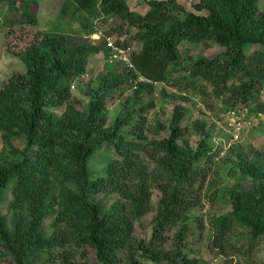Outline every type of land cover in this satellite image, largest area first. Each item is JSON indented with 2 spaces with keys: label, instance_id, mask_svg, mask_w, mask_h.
<instances>
[{
  "label": "trees",
  "instance_id": "16d2710c",
  "mask_svg": "<svg viewBox=\"0 0 264 264\" xmlns=\"http://www.w3.org/2000/svg\"><path fill=\"white\" fill-rule=\"evenodd\" d=\"M0 1L27 22L41 23L36 0ZM62 5L59 18L19 52L26 70L0 88V203L6 199L9 214L0 212V261L199 264L187 253L192 226L211 229L212 243L222 253L256 260L264 240V151H247L237 142L224 153L213 141L209 122L186 123L183 102L193 89L222 103L220 116L240 103L254 114L264 113V101L250 105L264 89L260 0H195L192 10L179 0H148L143 12L128 0H64ZM63 18L79 22L82 40L74 48L67 33L57 30ZM104 18L122 20L126 38L118 44H142L132 57L135 69L108 61L104 32L98 40L91 38ZM187 44L225 51L194 59ZM102 52L105 64L86 86L83 109L72 99V88L88 73L92 55ZM157 83L165 84L161 99L174 107L170 119L149 127L147 112L157 103L146 98ZM183 85V93L167 89ZM129 90L132 94L109 122L108 108ZM58 107H64L61 114ZM189 127L196 134L192 141ZM18 139L23 148L14 144ZM106 143L116 155L108 151V162L95 176L91 159ZM216 159L230 166L233 182L224 195L231 209L207 219L194 217L214 189L212 175L221 173ZM247 179L253 185L243 189ZM102 194L114 196L110 205L96 198ZM218 196L211 191L207 200L214 205ZM151 212V235L140 237L137 225Z\"/></svg>",
  "mask_w": 264,
  "mask_h": 264
},
{
  "label": "rangeland",
  "instance_id": "374dc122",
  "mask_svg": "<svg viewBox=\"0 0 264 264\" xmlns=\"http://www.w3.org/2000/svg\"><path fill=\"white\" fill-rule=\"evenodd\" d=\"M148 0H128L130 6L139 11H144L147 8ZM183 3L188 9H193V2L195 0H179ZM38 6V17L40 20V24H31L26 20L21 18L20 11L11 9L10 5L6 1H0V88L3 84L11 77L13 74L22 72L26 70L25 64L22 62L19 57V52L23 51L27 46H29L32 42L40 38L42 34V29L45 30L47 27L51 26V22L55 21L56 17L59 18V14L62 8V4L64 0H36ZM261 7H264V0H260ZM19 4V3H18ZM60 18H62L60 16ZM56 19V20H57ZM53 20V21H52ZM120 24H122V20L117 19L115 21L110 22L108 18H104L100 20L97 25L101 29V33L104 32L108 37H112L113 39H118L122 41V39L126 38V33L121 29ZM57 30L67 33L72 42L70 43V47L74 48L79 42L81 37L79 33L81 32V28L79 22L73 21L69 23L67 19L63 18L56 22ZM116 29V30H114ZM101 35V34H100ZM82 40V39H81ZM187 47L190 50V55L197 59L198 57H206L212 59L214 57L221 56L225 48L218 45H210L205 46L202 44H187ZM106 60L104 52L92 55L91 63L88 66V73L84 76L83 81H76L72 88V99L79 103V107L83 109H87L88 106V97L85 94L86 86L90 87L92 78L97 74V72L103 68L104 61ZM192 61L189 60V63ZM156 92L153 95H148L146 100L156 101L157 106L153 109H150L147 112L148 115V125L152 127L155 125V121H167L172 116V110L174 107V102L170 100H166L164 98L161 99L159 92L165 84L157 83ZM184 85L180 88L168 86L167 89L169 91H176L179 93L180 91L183 93L185 90L183 89ZM207 91L212 92V87H206ZM179 91V92H178ZM186 93L190 95V100H186L184 103L185 107H187V122L192 123L196 119H204L209 122L210 126L213 128V136L215 141L221 148L224 153L227 152V148L229 147L230 139L228 137V133L226 132L225 124L221 116L219 114V109L222 107V103L217 104L215 102V98L210 93L209 95H202L196 93L193 89L187 90ZM132 94V91L129 90L125 95L121 98H118L116 102L108 108V116L109 122L113 118V114L116 110L122 107L124 100L127 95ZM264 101V89L260 96H258L253 102H250L251 107H254L257 102ZM64 110V107H58L55 109L56 113L61 114ZM218 113V114H217ZM221 114V113H220ZM255 126H253L248 132L245 133L244 138L241 142L243 146H246V150H258L264 151V117L259 119ZM188 136L192 140L196 139V134L192 132V129L189 127ZM14 144L23 148L24 142L21 139L15 140ZM248 146H253L249 147ZM4 147V142L2 140V136L0 134V151ZM219 147V148H220ZM111 156L116 155L113 150L112 145L110 143H106L104 148L97 151L93 155L91 159V171L95 176L101 175L102 169L105 167L106 163L109 160V156L107 152ZM222 154H220V157ZM19 158V156H16ZM215 168H221V173L213 174L212 181H214V189L207 192V196L205 198L203 207L197 208L194 211L193 216H203L204 219H207L212 214H221L225 213L231 209V204L228 202V197L224 192V187L228 185V183H232L233 179L228 177L229 165L223 164L221 159H216ZM216 177L214 178V176ZM253 182L251 179H247L243 182L242 188L249 189L252 187ZM214 191L219 195L215 198V204L211 205V203L207 200L208 195ZM157 193L154 195V200L157 199ZM6 197L10 198V192L6 194ZM220 197H222L220 199ZM97 199H103L104 203L110 205L114 196L111 195H99L96 197ZM0 212L4 215L8 214V208L6 199L0 203ZM154 213L151 212L147 214L145 217L141 219L142 224L137 225V235L140 237L149 238L151 235V225L150 221L153 217ZM51 218L48 220L50 222ZM211 229L203 228L201 226H192L190 233L188 235L187 242V253L190 258H196L199 260V264H264V240H262L260 245V253L256 260H252L243 255H231L230 253H222L217 247H215L212 243V233ZM0 264H10L8 260L3 259L0 261ZM141 264H153L150 261H141Z\"/></svg>",
  "mask_w": 264,
  "mask_h": 264
},
{
  "label": "built area",
  "instance_id": "2783aa9c",
  "mask_svg": "<svg viewBox=\"0 0 264 264\" xmlns=\"http://www.w3.org/2000/svg\"><path fill=\"white\" fill-rule=\"evenodd\" d=\"M101 34V35H100ZM102 36L101 31L94 33L91 38L98 40ZM106 42L110 48L108 61L113 63L116 61L126 64L129 69H135L132 61L133 55L141 50L142 44L138 41H131L126 46L118 44V39L106 36ZM139 80H146L142 77ZM264 117V113L254 114L249 106L242 103L231 107L221 114L224 121L226 132L230 139L229 146L233 143L241 142L246 132H248L255 124Z\"/></svg>",
  "mask_w": 264,
  "mask_h": 264
}]
</instances>
